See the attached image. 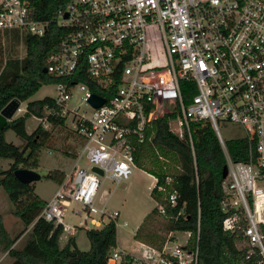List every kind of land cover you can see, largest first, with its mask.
<instances>
[{"label": "built area", "instance_id": "obj_1", "mask_svg": "<svg viewBox=\"0 0 264 264\" xmlns=\"http://www.w3.org/2000/svg\"><path fill=\"white\" fill-rule=\"evenodd\" d=\"M41 1L0 0V30L44 35L53 22L64 27L45 65L61 77L54 101L32 117L46 128L51 115L71 117L83 139L76 158L87 160L66 171L41 216L71 233L111 220L118 225L121 210L110 208L102 183L131 176L134 151L152 139V122L168 115L170 129L192 142V122L209 120L227 158L224 229L242 232L247 258L255 252L264 258V0H70L50 18L37 16ZM83 76L91 83L78 79ZM94 93L105 98L100 106L90 101ZM77 96L83 110L72 103ZM228 123L244 130L247 159L228 152L221 132ZM179 196L173 189L166 198L176 205ZM157 205L165 215L166 205ZM68 213L81 218L72 222ZM187 233L184 244L171 246L176 237L162 248L145 243L142 254L115 247L109 263L196 264L198 247L185 248Z\"/></svg>", "mask_w": 264, "mask_h": 264}, {"label": "trees", "instance_id": "obj_2", "mask_svg": "<svg viewBox=\"0 0 264 264\" xmlns=\"http://www.w3.org/2000/svg\"><path fill=\"white\" fill-rule=\"evenodd\" d=\"M69 1L42 0L37 16L50 18ZM63 34L64 27L56 22L50 25L44 35L21 32L17 28L0 30V111L15 97L27 100L24 113L9 120L0 130V161L2 158L13 159L9 167H0V187L4 188L11 200L13 213L23 222L21 234L31 226L24 246L16 248L13 243L19 236L10 235L0 214V249L8 251L14 258L10 264H32L37 260L50 264H110L111 252L117 247L118 225L114 220L102 227H84L91 243L89 249L80 248L75 235H70L62 244L63 225H56L41 216L48 200L35 192L33 183H25L15 174L19 167L39 166L43 147L51 145V129L39 123L29 131L27 120L33 114L43 115L45 105L54 101L52 95L38 99L30 97L43 84L61 79L45 71L44 67L48 55L56 50ZM2 37L8 39V46L3 45ZM20 43L25 48L23 55L19 54ZM78 79L91 83L87 76ZM185 96L190 100L187 90ZM50 120L53 128L66 124V117L62 115H51ZM191 128L192 142L187 134L180 137L173 132L168 115H165L155 119L148 128L152 139L137 144L134 151L136 164L158 177L151 194L157 202L166 205L167 213L161 214L158 205L154 206L139 226L135 237L162 248L166 237L158 232L148 231V234H144V224L148 218L158 214L168 219L169 231L192 232L185 248L192 250L198 247L196 264H264V258L258 252L247 258L248 246L240 245L243 239L240 230L233 232L224 229L225 212L220 201L224 194L223 169L227 158L216 130L209 120L193 121ZM8 129L16 132L21 143L6 138ZM225 142L234 159L248 158L246 137L225 138ZM65 174V170H55L49 176L59 183ZM168 176L173 178L171 184L166 181ZM159 184H164L167 190H159ZM173 189H177L180 194L176 205H171L166 198Z\"/></svg>", "mask_w": 264, "mask_h": 264}, {"label": "rangeland", "instance_id": "obj_3", "mask_svg": "<svg viewBox=\"0 0 264 264\" xmlns=\"http://www.w3.org/2000/svg\"><path fill=\"white\" fill-rule=\"evenodd\" d=\"M2 40L3 45L8 46V39L2 37ZM18 50L20 55L25 53L23 43L18 45ZM55 93L56 89L54 83H46L43 84L42 87L30 97V99L43 98L46 95H54ZM72 103L74 106L80 105L81 110L87 107V105L80 100L78 96L72 100ZM26 105V102H22L21 106L24 108L22 110H18L14 117L24 113ZM65 123V125H57L54 128L52 124L49 126V129L52 131L51 145L47 144L43 147L39 159V166L34 167L42 174V177L32 183L34 184L35 192L44 199H49L58 186V181L52 176H49L51 171H69L76 162H79L81 165H85L87 162L85 157H81L80 160H77L76 158L83 139L73 128L74 122L72 118L68 117ZM27 125L29 131H32L38 125V121L30 116L27 120ZM221 132L226 139L244 134V130L236 123H228L227 125L221 124ZM6 138L15 143H21V138L13 129H8L6 131ZM12 160V158H2L0 161V167H9ZM154 184V179L143 170H134L130 180L116 181L111 180L110 178H105L102 183L103 189L110 192L108 196L104 197L108 199L110 208H121V205H124L121 208L122 212L118 219L119 242L123 246L134 250L138 254H142L147 248L140 245V243H138L135 239L134 228L142 212L147 209L152 210L153 207L157 205L155 198L150 193V187ZM0 214L3 217L4 224L10 235L12 237L19 236L18 238H15L13 246L16 248H22L29 237L31 226H29L27 230L21 234V231L24 228L23 222L13 213L12 202L3 187H0ZM71 217L72 214L68 213L67 218L72 222H77L81 218L79 216H73L72 219ZM167 223L168 219L166 217L154 214L148 218V222L144 224V234L148 231L150 233L158 232L160 235L166 237V240L169 238H177L176 241L172 240L170 242L171 246H174L179 242L184 244L186 238L188 237L187 231L175 230V232L171 234L167 229ZM70 235H75L80 248H90L91 243L84 227H79L74 233L65 230L61 235V243L64 244ZM13 259L14 258L8 253V251L0 249V264H10ZM32 264L50 263L37 260Z\"/></svg>", "mask_w": 264, "mask_h": 264}, {"label": "water", "instance_id": "obj_4", "mask_svg": "<svg viewBox=\"0 0 264 264\" xmlns=\"http://www.w3.org/2000/svg\"><path fill=\"white\" fill-rule=\"evenodd\" d=\"M44 70L47 71V67H44ZM90 101L95 106H100L104 101L105 98L99 94L94 93L90 98ZM22 100L15 97L11 99L0 111V130L3 129L9 120L14 118L15 113L21 106ZM93 169L98 171L99 173H103V169L97 165L93 166ZM228 173L227 164L224 166L223 169V177H226ZM16 176L25 183H32L35 180H38L42 177V174L36 170L35 168L31 167H19L15 170Z\"/></svg>", "mask_w": 264, "mask_h": 264}, {"label": "crops", "instance_id": "obj_5", "mask_svg": "<svg viewBox=\"0 0 264 264\" xmlns=\"http://www.w3.org/2000/svg\"><path fill=\"white\" fill-rule=\"evenodd\" d=\"M22 102H26V104H27V100L22 101ZM22 102H21V104H22ZM23 108H24V107H23ZM23 108H22V109H23ZM27 127H28V125H27ZM134 170H137V171L143 170L146 174H148L149 176H151V177L154 179L155 184H156V176H155L154 174L148 172L147 170H145V169H143V168H141V167H139V166L135 167ZM134 170H133V173H134ZM131 175H132V174H131ZM128 179L130 180V179H131V176H130ZM128 179H126V180H128ZM155 184H154L152 187H150V193H151L152 188L155 186ZM151 195H152V194H151ZM47 200H48V199H47ZM155 200H156V199H155ZM156 202H157V200H156ZM157 203H158V202H157ZM123 206H124V205L122 204V205H121V208H122ZM118 208H119V207H118ZM121 208H119V209L121 210ZM150 211H151V210H148V209H147V210H144V211L142 212V214L140 215V218H139V220L137 221V224H136V226H135V228H134V237H135V234H136V232H137L139 226L143 223L145 217L150 213ZM121 212H122V210H121ZM120 215H121V213H120ZM118 225H119V222H118ZM171 231H172V230H171ZM174 232H175V231L173 230V233H174ZM174 237H175V236H174ZM135 239L137 240L138 243H140V245H143V247L146 246V245H145L146 242H144L143 240L137 239L136 237H135ZM117 247H119V248H121V249H124V250H126V251H129V252H131V253H133V254H138V253H136L134 250H131L130 248H128V247H126V246H123V245L119 242L118 237H117Z\"/></svg>", "mask_w": 264, "mask_h": 264}]
</instances>
